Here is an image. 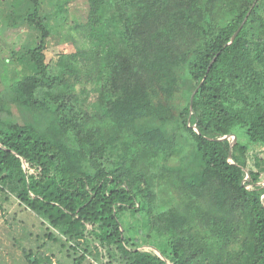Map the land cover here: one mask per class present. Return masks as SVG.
<instances>
[{
	"label": "trees",
	"instance_id": "trees-1",
	"mask_svg": "<svg viewBox=\"0 0 264 264\" xmlns=\"http://www.w3.org/2000/svg\"><path fill=\"white\" fill-rule=\"evenodd\" d=\"M21 1L41 36L7 90L47 113L0 129V210L32 211L69 264H264V0H88L55 64L67 18Z\"/></svg>",
	"mask_w": 264,
	"mask_h": 264
},
{
	"label": "rangeland",
	"instance_id": "rangeland-1",
	"mask_svg": "<svg viewBox=\"0 0 264 264\" xmlns=\"http://www.w3.org/2000/svg\"><path fill=\"white\" fill-rule=\"evenodd\" d=\"M20 2L22 1L0 0V129L4 130L11 122L44 126L47 113L45 110L18 108L7 90L14 81L28 74L27 63L20 62V59L28 49L36 46L41 36L37 29L18 17L26 14L24 9L27 7L20 6ZM64 2L65 8L61 12L63 14H60L56 7ZM46 7L53 17L58 19L64 15L68 20L62 31L58 24L47 43V62L55 64L61 52L72 53L83 46L80 34L72 27L76 20L83 21L87 17L89 3L88 0H46ZM48 131L50 128L46 127L45 132ZM60 137L65 139L67 146H71L69 138ZM240 139L247 142L244 133L240 135ZM251 151L250 162L254 166L255 155L264 157V153L259 145L251 146ZM167 202L168 194L159 195V203L166 204V207ZM47 233L41 219L18 202H14L6 211L0 210V264H30L25 255L29 251L34 252L41 261L50 258L53 264H69L70 259L60 243L49 241ZM86 264L102 263L94 262L89 257Z\"/></svg>",
	"mask_w": 264,
	"mask_h": 264
},
{
	"label": "water",
	"instance_id": "water-1",
	"mask_svg": "<svg viewBox=\"0 0 264 264\" xmlns=\"http://www.w3.org/2000/svg\"><path fill=\"white\" fill-rule=\"evenodd\" d=\"M241 28H242V27H241ZM241 28H240V29H241ZM239 32H240V30H239V31L233 36V38H232V40H231V43L234 42V40L236 39V37H237V35L239 34ZM227 138H229V136L223 138L222 140L227 139ZM237 141H238L237 137H236V136H233L232 146H234V145L237 143Z\"/></svg>",
	"mask_w": 264,
	"mask_h": 264
}]
</instances>
